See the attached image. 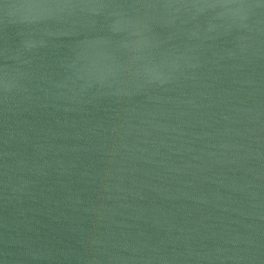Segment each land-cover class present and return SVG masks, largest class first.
<instances>
[{"label":"water","instance_id":"95a60500","mask_svg":"<svg viewBox=\"0 0 264 264\" xmlns=\"http://www.w3.org/2000/svg\"><path fill=\"white\" fill-rule=\"evenodd\" d=\"M0 264H264V0H0Z\"/></svg>","mask_w":264,"mask_h":264}]
</instances>
